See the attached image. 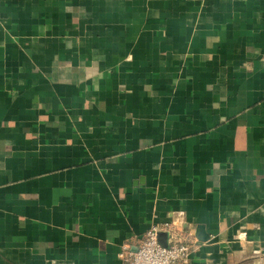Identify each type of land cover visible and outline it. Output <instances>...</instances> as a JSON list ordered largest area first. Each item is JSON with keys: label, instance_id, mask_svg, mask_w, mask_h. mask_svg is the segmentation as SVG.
Returning a JSON list of instances; mask_svg holds the SVG:
<instances>
[{"label": "crops", "instance_id": "crops-1", "mask_svg": "<svg viewBox=\"0 0 264 264\" xmlns=\"http://www.w3.org/2000/svg\"><path fill=\"white\" fill-rule=\"evenodd\" d=\"M153 224L264 264V0H0V264H120Z\"/></svg>", "mask_w": 264, "mask_h": 264}, {"label": "built area", "instance_id": "built-area-1", "mask_svg": "<svg viewBox=\"0 0 264 264\" xmlns=\"http://www.w3.org/2000/svg\"><path fill=\"white\" fill-rule=\"evenodd\" d=\"M167 235V247L158 241ZM196 242L171 224H153L135 243L125 244L118 254L120 264H187Z\"/></svg>", "mask_w": 264, "mask_h": 264}, {"label": "water", "instance_id": "water-1", "mask_svg": "<svg viewBox=\"0 0 264 264\" xmlns=\"http://www.w3.org/2000/svg\"><path fill=\"white\" fill-rule=\"evenodd\" d=\"M182 229L184 231L186 229H191V228H186V226H184ZM163 237H164V239H163ZM195 237L198 240V242H200V243H204L207 240V236L205 235L204 231H202L199 228H196ZM158 241L160 242V244L163 247H167V235L166 234H160L158 236Z\"/></svg>", "mask_w": 264, "mask_h": 264}]
</instances>
